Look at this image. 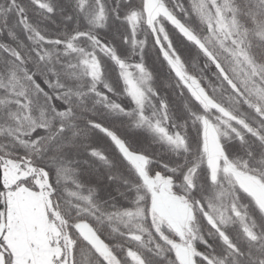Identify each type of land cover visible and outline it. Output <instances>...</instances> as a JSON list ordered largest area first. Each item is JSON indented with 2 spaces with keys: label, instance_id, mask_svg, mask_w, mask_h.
Returning <instances> with one entry per match:
<instances>
[{
  "label": "snow or ice",
  "instance_id": "snow-or-ice-1",
  "mask_svg": "<svg viewBox=\"0 0 264 264\" xmlns=\"http://www.w3.org/2000/svg\"><path fill=\"white\" fill-rule=\"evenodd\" d=\"M0 264H264V0H0Z\"/></svg>",
  "mask_w": 264,
  "mask_h": 264
}]
</instances>
